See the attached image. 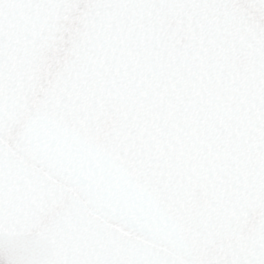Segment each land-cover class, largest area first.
<instances>
[{
	"label": "snow or ice",
	"instance_id": "6c2138e0",
	"mask_svg": "<svg viewBox=\"0 0 264 264\" xmlns=\"http://www.w3.org/2000/svg\"><path fill=\"white\" fill-rule=\"evenodd\" d=\"M0 264H264V0H0Z\"/></svg>",
	"mask_w": 264,
	"mask_h": 264
}]
</instances>
